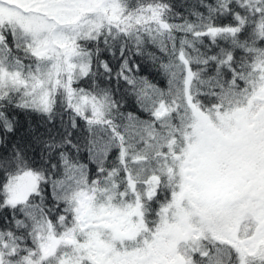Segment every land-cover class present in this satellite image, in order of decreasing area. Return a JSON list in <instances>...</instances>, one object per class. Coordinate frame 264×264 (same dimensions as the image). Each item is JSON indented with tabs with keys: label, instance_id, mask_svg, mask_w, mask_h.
Wrapping results in <instances>:
<instances>
[{
	"label": "snow or ice",
	"instance_id": "6c2138e0",
	"mask_svg": "<svg viewBox=\"0 0 264 264\" xmlns=\"http://www.w3.org/2000/svg\"><path fill=\"white\" fill-rule=\"evenodd\" d=\"M0 264H264V0H0Z\"/></svg>",
	"mask_w": 264,
	"mask_h": 264
}]
</instances>
